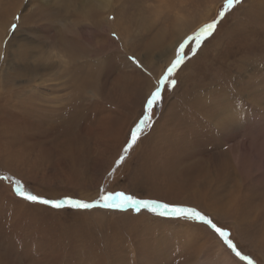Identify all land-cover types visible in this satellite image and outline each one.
<instances>
[{"label":"rangeland","instance_id":"1","mask_svg":"<svg viewBox=\"0 0 264 264\" xmlns=\"http://www.w3.org/2000/svg\"><path fill=\"white\" fill-rule=\"evenodd\" d=\"M103 189L194 209L248 259L198 218L67 203ZM249 260L264 264V0H0V264Z\"/></svg>","mask_w":264,"mask_h":264},{"label":"snow or ice","instance_id":"2","mask_svg":"<svg viewBox=\"0 0 264 264\" xmlns=\"http://www.w3.org/2000/svg\"><path fill=\"white\" fill-rule=\"evenodd\" d=\"M241 0H227V6L233 7L235 4L240 3ZM224 13L221 12L220 16L223 17ZM217 22L213 21L212 23L206 24L199 33L194 36L192 39L196 40L197 42L200 41V38L204 36L205 34H210L215 28H216ZM185 44H181L179 46V50L176 52V58L171 63V66L167 69V74L163 76L160 80V86L156 88V90L151 94V96L147 99V112L150 113L151 109L153 108L154 104L159 100L161 96V90L162 87L165 84V81L168 80L169 76L172 75V73L176 70V68L181 64L184 55L186 53L184 52ZM175 81H172V84H174ZM150 120V116L146 114L144 118L140 121L139 126L136 129V132L132 134V143L134 144L136 139L138 138L136 133L140 132L142 130V127ZM131 147V145H129ZM127 151V149H125ZM123 157L121 158V160ZM16 192L23 197L24 199L32 202H39L43 204H51L53 207H61L60 202H52L48 200H42L38 198L37 196L31 195L29 193H26L23 188L19 185L16 187ZM99 201L102 203L94 204V203H86V202H80V201H68L67 203L70 204V206L78 208V209H90L92 207L101 206L104 208H134L138 209L140 207H143L145 209H148L150 211L155 209H163V212H161V215L168 214L177 218H192L196 219L198 218L200 222L210 226L227 244V246L232 249L233 252H235L236 256H238L241 260H247L248 257L242 256L239 251L236 250V246L233 244L232 240L229 238V234L225 231H223L221 228L217 227L216 224H214L210 219H207L204 215H202L200 212L191 209V208H185V207H175V206H169L167 204H161L157 203L155 201H144L134 198L132 195L127 194L122 191H114V192H107L104 195H101L99 197ZM249 264H252V261L249 260Z\"/></svg>","mask_w":264,"mask_h":264},{"label":"bare ground","instance_id":"3","mask_svg":"<svg viewBox=\"0 0 264 264\" xmlns=\"http://www.w3.org/2000/svg\"><path fill=\"white\" fill-rule=\"evenodd\" d=\"M109 1L110 0H92V3H93V5H96L97 4V9H99V10L102 11V10L105 9V7L107 6V4H109ZM25 55L26 54H21V55H19V57L20 56L25 57ZM35 57H47V58H49V55L42 54L41 56L39 55V56H35ZM87 66H88L87 63H82L80 65V67L74 71L75 75H77L78 72L80 74L83 71L82 72L83 73L82 75H84L83 79H85L86 74L87 73H91V70H86L87 69ZM79 78H80V76H79ZM83 79H81V80H83ZM74 83H76V82H74ZM82 88H84V89L80 93L84 94V91L86 90L87 86H83ZM74 90H75V88H74ZM66 101H67L68 104H65L66 102H63L62 100H56V102L58 103L57 105L51 104V102L50 101H47V100H42L41 102H38V103H35L34 101L33 102L35 103V105L37 106V108L39 110H41V111L44 112V114L47 113V115H50V114H53L55 112H59V109H60L61 106H64V107L69 108L70 107V104H69L70 101H69V99H66Z\"/></svg>","mask_w":264,"mask_h":264},{"label":"trees","instance_id":"4","mask_svg":"<svg viewBox=\"0 0 264 264\" xmlns=\"http://www.w3.org/2000/svg\"><path fill=\"white\" fill-rule=\"evenodd\" d=\"M172 76H173V75L169 76L168 79L172 80ZM146 114L149 115V113H148L147 111H146ZM149 121H150V120H149ZM149 121H148L145 125H149ZM132 128H133V132H136L137 125L134 126V127H132ZM143 131H144V128H142V130H141L140 132H138V134H142ZM137 139H139V137H138ZM136 141H137V140H136ZM136 141H135V143L133 144V143H132V138H130V141L128 142V145H127V151H129L130 149L132 150V148L136 146ZM129 145H131V147H129ZM127 151H125V153H126ZM129 155H130V153H128V155H126V157L124 158V161H125V159H127V158L129 157ZM117 168H119V165H118ZM118 174H119V172H118ZM112 177H113V179L116 178V177H117V173H113V174H112ZM107 192H108V191H104V189H103V193H102V195L106 194Z\"/></svg>","mask_w":264,"mask_h":264}]
</instances>
